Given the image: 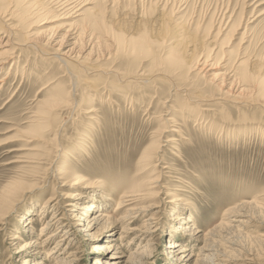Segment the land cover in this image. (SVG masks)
Wrapping results in <instances>:
<instances>
[{
  "label": "rangeland",
  "instance_id": "rangeland-1",
  "mask_svg": "<svg viewBox=\"0 0 264 264\" xmlns=\"http://www.w3.org/2000/svg\"><path fill=\"white\" fill-rule=\"evenodd\" d=\"M77 2V7L87 2L82 9H88L68 18L60 17L53 0H6L9 19L1 17L0 6V31L11 32L20 44L0 65V218L6 216L0 264L33 258L45 264H100L96 258L104 260L105 250L94 246L105 242L120 246V264H184L168 248L179 237L195 254L191 264L206 254L201 248L206 238L229 260L213 255L202 264H264V0H99V9L97 0ZM4 21L8 26L2 29ZM163 26L185 27L190 37L204 39L203 52L209 53L204 70L181 79L172 73L168 81L150 72V59L130 56L135 59L130 64L115 52L114 34ZM166 49L163 42V55ZM239 61H245L248 79L235 69ZM114 69L153 77L119 81ZM46 109L52 112L41 127L31 125L30 116ZM145 152L153 158L143 168ZM78 162L86 166L78 171L95 192L82 201L95 200L105 182L112 202L101 197L96 203L111 220L120 217L114 212L118 196L154 176L157 194L150 202L156 207L135 222L86 236L85 225L76 227L82 213L72 218L65 206V195L74 189L63 185L58 173L64 164ZM175 196L185 200L180 209L192 216L200 239H192V222L177 229L180 220L171 216L179 203ZM49 197L53 200L40 212ZM233 209L241 210L246 222L219 231L216 226L233 218ZM30 212L35 222L27 232L22 216ZM56 212L61 221L55 237L39 253L18 257L15 251L38 238ZM125 227L136 229L124 235ZM14 235L20 238L13 240ZM41 236L42 242L46 236Z\"/></svg>",
  "mask_w": 264,
  "mask_h": 264
},
{
  "label": "bare ground",
  "instance_id": "bare-ground-1",
  "mask_svg": "<svg viewBox=\"0 0 264 264\" xmlns=\"http://www.w3.org/2000/svg\"><path fill=\"white\" fill-rule=\"evenodd\" d=\"M53 1L55 2L57 7L59 8V10L61 11L60 12L62 14L61 16L59 13V16L61 18H68L69 16L73 15V13H75L76 15H80L88 9V8L82 9L83 6L87 4V2H84L82 5H80V7H77L79 4L77 2V0H53ZM5 3H6V0H0V6L4 5ZM97 8L98 9L100 8L99 0H97ZM1 10H2V13H1L2 16L1 17H3V18L8 16V19H9L13 15L12 13L8 12L4 6H2ZM8 19H6V20H8ZM101 23H102V20L100 19V17H97V25L100 26ZM160 25H162L161 22H160ZM7 26H8V23L5 22L3 24V27L1 26V28L5 29V28H7ZM62 27H65V26H62ZM65 28H67V27H65ZM186 30L187 29H185V27H181V26H175V27H171V28H166L163 26V28H157L156 31L144 29V30L140 31L139 33H136L137 35L125 36L123 34L117 33V34H114L115 52L122 57L123 56L126 57L125 61H127L130 64L135 61V59L134 60L127 59L130 56H133L135 58L141 57L143 59H150L151 63H152V69L150 72L154 75H157V76L161 75V77L163 79H166L168 81L170 80L172 73L175 74L177 76V78H180V79L182 77L185 78V77H187V73L189 71L197 70L199 72V71L204 70V68L206 66V62H208L207 58H209L208 57L209 53L204 54V52H203L204 51L203 47L205 45L204 39H198V38L194 39V37H192V36L190 37L189 35H187ZM3 32L4 31H2V32L0 31V65L5 64L10 59H12L13 58V51L12 50L15 49L16 46L20 45L17 41H15L13 39L11 32H9L7 34L3 33ZM5 36L7 38H5ZM24 42H25V44L29 45L32 41H24ZM163 42L166 43V46H167V49L165 51L166 54H164V55L162 53L163 50L160 51V47H161V44H163ZM32 45L39 47L35 43H32ZM57 56H62V55L58 54ZM62 61L64 62V60H62ZM244 62L239 61L237 63V66L235 67V69L240 71L241 77L248 79L250 76H249V73H248L247 68H246L247 66H245ZM111 72L113 73V75L116 78H118L119 81H122V80L123 81L141 80L145 77H148L143 73H139L138 71H120L118 69H114ZM151 77H153V76H149L148 78H151ZM166 80H164V81H166ZM146 82H147V80H146ZM261 83H262V89L264 92V80L261 81ZM197 102H199V100ZM51 112H52L51 109L38 111L35 114H33L32 116H30L29 122L31 123V125L34 124V126H40L42 123H44L49 118V116L51 115L50 114ZM89 119L95 120V119H97V117L94 114H90ZM80 147H83V146L80 145ZM80 150H81V148H80ZM152 158L153 157H152L151 152H145L143 155H141V159H140L139 163L143 165V168L147 167L148 165H150L152 163ZM80 164L81 163L78 162L77 165H79V166H74V167L73 166H67V164H64L61 167V169L58 171V173H59V175H61V177L65 181L63 183V185H66L67 187L74 189V191L72 193H70L69 195H65V197H64V198H66V200H65L66 205L65 206L70 207V211L72 213V216H71L72 218L74 216H76L78 213H82V215L77 219L78 222L76 223V227L77 226L81 227L79 225H85L84 226L85 229H83V230L88 231L86 236L93 237L94 231H96L99 228H105L104 230L106 232L107 230H110V228H112L111 226L114 223L127 222V221H130L131 223L135 222V220L138 219L140 216L141 217L146 216L147 213H149L153 208L156 207V205L154 203L150 202V199L157 194V192H156L157 190L154 191L152 189L157 187V185H158L157 184L158 183V176L150 177L148 179V181L143 182L141 185L138 184L136 186H132L128 190H126L122 194H120L118 196V200L116 201V208L114 209V212L119 211L120 217L118 216L119 218H117L116 220H111L110 216L108 214H106L104 212V210L103 211L100 210V208L103 206L102 203H100V202L98 204L96 203V202H98L97 199L101 198V197L105 198L106 200H110L112 202L111 197L109 196V194L106 193V191L108 189V185H105V182L101 183L102 187H100V189L98 191V197L96 196L95 200L91 199L92 201L88 202V203H85L86 201H82V200L89 199V197H88L89 192L92 191L94 194H95V192L93 191V187H92L93 185L90 186L88 184L90 182V179L87 178L85 175L79 173L78 169L86 168V166H84L83 164L82 165H80ZM85 183L87 185H85ZM86 186H89L91 188L89 189V187H86ZM176 198L179 200V203L173 209L171 216H172V219L174 218L178 221L180 220V227H178L177 229L179 230V232H181V230H183V228H185L186 224L192 222L190 227H189L190 229H192V233H194L192 239H194V240L200 239L201 238V235L199 234L200 230L198 227L194 226L195 224L193 222L192 216L191 215H183L184 212L182 213V209H180L182 207V205H185V200L178 198V197H176ZM52 200H53V198L49 197L44 202V204L41 207H39L40 212H42V209L46 208L47 203L52 201ZM100 200H102V199H100ZM79 202H82V203H79ZM103 203H104V201H103ZM52 206H54V205H52ZM54 210H56V209H54ZM96 212H98V214H95ZM230 213H231V216H233V218L229 217V218H227V220L221 221L220 223H218L216 228L219 231L221 229L229 231V230L236 228V227L240 228L246 222L245 221V214L242 213L241 210H234L233 209V211ZM58 215H59L58 212L52 214V217H50L48 223L42 226V228H41L42 232L38 235L39 236L38 238H36L35 240H30L29 242L24 243V245H21V247H19L15 251L18 254V257L21 258L22 254H24V253H28L31 255L32 254L35 255V254L39 253L40 251L38 249L40 248V246L43 244H46V241L48 239L50 240V239L55 237V235L57 234V233H54L55 229H56L55 224H57L56 225V227H57L59 222L61 221V218L60 217L58 218ZM5 217L6 216L0 218V225H4ZM22 217L24 218L23 226L26 227V231L28 232L29 228L32 227L34 222H35V213L30 212L27 216H22ZM150 219H151V217H149L147 220H150ZM108 224H109V226H108ZM127 225L129 226L131 224H129V222H128ZM107 227L109 229H107ZM144 228H146V227H144ZM135 229L136 228L125 227L122 229L121 233L124 235H126L128 233L133 234V230H135ZM30 230H31V228H30ZM56 230H58V228ZM41 235L46 236L45 240L42 239L43 240L42 242L40 241ZM119 237H118V240H120ZM17 238H20V237L18 235H14L12 237L13 240H15ZM140 238L143 240H145L146 238H149L147 230L144 229V231L141 232ZM61 240H63V239H60V241ZM212 242L214 244L215 240L213 241L211 239L210 241H208L207 238L204 239L203 246L201 248H203L205 250L206 254L203 255V257L201 259L199 257H196L194 259L193 264H202V262L205 259H207L209 261L210 257L213 255L217 256V257L224 256V257H226V260H229L228 257L225 255L226 251H219L217 249H213ZM233 242L234 241L227 242V243H229L228 244L229 246H227V247L231 248V245H235L234 244L235 242L234 243ZM215 244H214V246H215ZM190 247H193V245ZM94 248L96 250L97 249H99V250L104 249L105 250L104 252H100V254H102L101 256H104L103 257L104 260H101V258H96V261L97 260L100 261V264L101 263L102 264H120L121 258H120V256H118L116 254L118 248L120 249L119 245H117L113 242H105V243L96 244L94 246ZM168 248H169V251L172 248L173 249L172 251H175V253H177L178 258H183L184 264H191V261L193 260V257L195 256V254L191 251V249L190 248L188 249L187 245L183 244V240H181L180 237H179V240H170ZM112 249H116V250L113 251ZM223 250H224V248H223ZM145 251H146V249L142 250L140 254L144 253ZM44 255H46V254H44ZM66 258H68V257L66 256ZM219 259L222 261L221 258H219ZM25 261H24V264H45L44 261H41L39 259H34V258L30 259V260H25ZM217 264H224V262L223 263H217ZM228 264H229V262H228Z\"/></svg>",
  "mask_w": 264,
  "mask_h": 264
}]
</instances>
